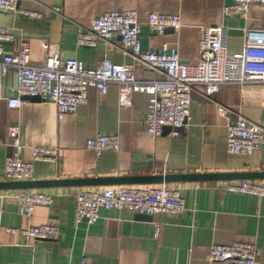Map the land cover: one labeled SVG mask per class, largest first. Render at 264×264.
<instances>
[{
  "label": "crops",
  "instance_id": "crops-1",
  "mask_svg": "<svg viewBox=\"0 0 264 264\" xmlns=\"http://www.w3.org/2000/svg\"><path fill=\"white\" fill-rule=\"evenodd\" d=\"M232 0H19L15 12L0 10V28L14 37L5 43L4 54L17 53L19 43L30 48V65L41 66L43 46L59 47L61 60H76L95 68L103 59L114 64L133 65L121 39L113 34L98 41L96 48L79 47L78 33L87 29L91 19L110 11H136L141 26L143 51L175 48L180 62L195 65L201 27H226L228 55L243 49L244 29L264 31V6L251 7L247 18L225 17L223 9ZM26 13H36L30 18ZM151 13L178 15L180 27L162 35L144 24ZM139 80L160 79L161 75L133 65ZM16 73L9 69L0 75V182L6 179L3 165L15 153L8 132L17 129L24 146L20 158L30 161L31 147L57 148L56 161L33 162L31 180L49 181L80 178H112L167 174L264 172L263 150L249 156L231 155L226 150V126L239 118L264 124V83L223 86L209 100L203 89L191 95L189 120L177 137L170 132L150 138L145 132L144 116L148 97L135 94L126 108L118 105L117 87L110 85L106 95L94 89L87 103L76 112L56 119L52 103L22 97V105L11 109L8 99L15 97ZM225 109L221 115L218 108ZM119 136L118 152L103 151L99 156L86 149V140L95 135ZM152 165V170H145ZM133 165L141 169H132ZM242 181L187 182L166 184L179 191L184 209L176 215L138 219L126 210L101 211L91 225L75 224L76 194L83 188L56 187L38 191L51 197L50 206H37L31 217L17 213L13 196L21 190H0V264H223L209 261L211 245L249 243L258 249V264H264V198L228 192L227 187ZM150 185L107 187L145 188ZM99 187V188H107ZM160 235L153 237L154 224ZM55 225L56 240L26 244L5 229Z\"/></svg>",
  "mask_w": 264,
  "mask_h": 264
},
{
  "label": "built area",
  "instance_id": "built-area-1",
  "mask_svg": "<svg viewBox=\"0 0 264 264\" xmlns=\"http://www.w3.org/2000/svg\"><path fill=\"white\" fill-rule=\"evenodd\" d=\"M19 0H0V10L15 12ZM254 5L264 6V0H232L225 6V17L238 16L243 19ZM30 18L36 13H26ZM136 11H110L90 20L87 29L78 33L79 47L96 48L98 41H106L113 34L120 37L122 45L133 65H140L161 75L160 79H137L133 65L114 64L103 59L95 68H86L76 60H61L59 47L55 44L43 46L41 66L30 65V48L27 42L19 43L14 55L4 54V44L14 41L13 35L0 28V75L9 69L16 73L15 97L8 99L11 109L22 105V97H39L43 103H52L56 108V119L76 112L87 103L89 89L99 95L107 94L109 86L117 87L118 105L126 108L133 95L144 94L148 104L144 116L146 134L154 139L162 135L164 127H170V135L177 137L178 129L189 120L191 95L195 87H201L202 97L210 99L223 86H243L249 83H264V31L244 29L243 49L235 55L226 52V27H201L198 56L195 65L180 62L175 48L148 52L141 48V26ZM148 30L162 35L167 29L180 27L178 15L151 13L144 23ZM221 115L225 109L218 108ZM226 150L231 155L249 156L256 150L264 153V124H255L239 118L226 126ZM13 156L4 161L3 172L11 181H28L33 176V162L58 158L57 148L31 147L30 161H23L20 154L24 148L17 129L8 132ZM86 149L99 156L103 151L118 152L119 136L95 135L86 140ZM228 192L264 198V183L242 181L227 187ZM19 215L31 217L37 206H50V196L38 192L21 190L13 196ZM75 224L91 225L98 221L101 211L126 210L131 214L148 216L176 215L183 211L180 193L166 184L145 188L107 187L83 188L75 197ZM161 224H154L153 237L159 238ZM8 235H20L26 244L33 241H53L58 238L55 225L30 226L24 229L7 228ZM209 261L223 264H258V249L249 243L211 245ZM81 264H101L83 260Z\"/></svg>",
  "mask_w": 264,
  "mask_h": 264
},
{
  "label": "water",
  "instance_id": "water-1",
  "mask_svg": "<svg viewBox=\"0 0 264 264\" xmlns=\"http://www.w3.org/2000/svg\"><path fill=\"white\" fill-rule=\"evenodd\" d=\"M26 99L39 100V97H24ZM184 127L178 129L179 133ZM170 127H164L162 133L170 132ZM141 165H133L132 169H141ZM145 170H152L149 165ZM234 180H264V172L249 173H204V174H167V175H144V176H128V177H112V178H80V179H64L49 181H4L0 182V190H40L45 188L56 187H107L115 185H150V184H174L187 182H218V181H234ZM135 218L149 219L148 215L135 214Z\"/></svg>",
  "mask_w": 264,
  "mask_h": 264
}]
</instances>
